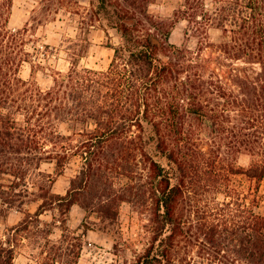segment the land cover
<instances>
[{
	"label": "trees",
	"instance_id": "16d2710c",
	"mask_svg": "<svg viewBox=\"0 0 264 264\" xmlns=\"http://www.w3.org/2000/svg\"><path fill=\"white\" fill-rule=\"evenodd\" d=\"M14 1L0 0V223L14 209L27 216L7 232L46 238L39 264H77L81 244H52L42 216L79 204L114 218L129 203L149 212V239L132 264H264V0H40L79 18L66 71L30 23L10 26ZM181 21L197 49L171 42ZM97 28L118 34L113 59L105 70L81 68ZM243 154L251 165L239 163ZM76 158L70 189L53 193ZM239 176L256 187L240 193ZM37 202L34 214L24 209ZM7 232L0 264H15Z\"/></svg>",
	"mask_w": 264,
	"mask_h": 264
},
{
	"label": "rangeland",
	"instance_id": "374dc122",
	"mask_svg": "<svg viewBox=\"0 0 264 264\" xmlns=\"http://www.w3.org/2000/svg\"><path fill=\"white\" fill-rule=\"evenodd\" d=\"M91 1L93 0H79V5L89 8ZM163 1L169 2L171 0H160L161 3ZM161 3L153 5L152 9L164 15H170L173 8ZM79 5H76L75 9L72 10L79 11L81 9ZM33 19L36 20L33 21ZM79 22L77 16L73 17L68 11L47 1L41 3L40 0H15L10 26L19 29L30 23L31 27L34 28L33 32L41 37L44 44L50 45L53 49L54 55L51 57L50 63L53 67L66 71L71 65L66 47L69 45V39L79 38L81 32ZM186 29L187 21L178 23L170 40L178 46L195 50L199 45L198 40L188 39ZM89 38L88 53L81 60L80 67L97 70L107 69L114 56V50L108 45L119 41L118 34L114 30L111 31L109 39L101 28H97L92 30ZM211 41H219L217 32L211 35ZM205 55L217 58L219 53L207 49ZM21 76L25 79L30 78L31 67L28 63L23 66ZM40 79L45 82L42 77ZM252 161L253 158L249 154H243L239 158V163L244 166L251 165ZM81 168V159H74L63 174L56 179L53 186L51 185L53 193L65 195L71 187L72 179L79 174ZM44 169L52 172V168L49 166H44ZM234 186L240 193L247 194L256 187V183L249 181L245 176H239L234 178ZM259 194L262 195V201L258 212L264 215V181L261 184ZM220 200H222V196H220ZM40 203H31L26 205L24 209L34 214ZM116 211L117 216L114 218H105L95 206L85 209L76 204L68 215L62 216L59 209H54L45 213L41 221L45 227L49 225L48 230L50 228L53 230L51 235H45L52 244L58 241L56 244L63 247V250L70 247L71 243L81 244L80 258L77 264H132L135 256L145 248L149 239L147 227L149 212L136 208L129 203L121 204ZM26 216L27 213L24 210L14 209L10 211L7 218L0 223V235L17 226ZM54 223H58V226H53ZM31 226L34 230L36 225ZM7 233L8 235L4 237H10L15 244V264H39L42 260L41 253L49 249L46 238L41 235L27 238L26 235ZM74 236L79 237V239L72 242Z\"/></svg>",
	"mask_w": 264,
	"mask_h": 264
}]
</instances>
